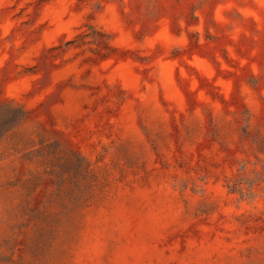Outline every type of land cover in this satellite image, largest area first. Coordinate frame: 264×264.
I'll return each mask as SVG.
<instances>
[{"label": "rangeland", "instance_id": "rangeland-1", "mask_svg": "<svg viewBox=\"0 0 264 264\" xmlns=\"http://www.w3.org/2000/svg\"><path fill=\"white\" fill-rule=\"evenodd\" d=\"M0 264H264V0H0Z\"/></svg>", "mask_w": 264, "mask_h": 264}]
</instances>
